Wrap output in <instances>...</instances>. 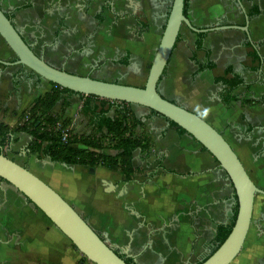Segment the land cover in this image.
<instances>
[{
	"label": "crops",
	"instance_id": "obj_1",
	"mask_svg": "<svg viewBox=\"0 0 264 264\" xmlns=\"http://www.w3.org/2000/svg\"><path fill=\"white\" fill-rule=\"evenodd\" d=\"M173 1L0 0V8L31 50L50 66L142 88L139 78L144 82L142 77L151 67ZM253 6L259 14L251 18ZM246 16L248 34L238 30L207 33L204 46L215 69L198 74V67L207 63L206 55L196 52V34L183 26L159 93L194 114L197 104L211 109L203 120L223 135L252 182L264 191V104H242L264 98V0H189L187 10L188 19L199 30L245 27ZM138 23L148 28L141 36ZM127 55V66L116 64ZM16 63L0 37V123L9 126L52 90L51 84ZM106 69L120 73V78H108ZM227 69L249 86L236 92L238 102L230 107L221 102L225 87L215 83ZM67 99L70 107L64 118L71 120L74 133L79 132L73 129L78 121L82 134L87 133L88 120L79 115L81 98L70 95ZM61 109L59 103L54 112L59 114ZM131 110L143 122L152 150L146 159L139 151L134 154V167L142 173L130 182L104 168L92 172L29 155L32 138L24 133L9 139L4 155L56 191L125 260L201 264L215 251L219 227L233 221L238 207L233 184L188 134H180L148 109L131 106ZM0 264L92 263L30 201L0 180ZM232 264H264V195L255 198L251 229Z\"/></svg>",
	"mask_w": 264,
	"mask_h": 264
},
{
	"label": "water",
	"instance_id": "obj_2",
	"mask_svg": "<svg viewBox=\"0 0 264 264\" xmlns=\"http://www.w3.org/2000/svg\"><path fill=\"white\" fill-rule=\"evenodd\" d=\"M246 20L245 27L229 26L199 30L192 25L185 14V0H174L146 84L140 88L100 81L88 76L81 77L50 66L31 50L12 21L0 8V37L14 53L17 65L27 68L49 84L73 93L110 102L126 103L155 112L183 129L218 162L235 189L238 214L226 241L202 264H232L235 261L251 229L255 198L257 195H264V191L252 182L223 135L204 120L197 118L196 114L163 98L159 93V84L183 26L194 34L221 30H238L248 34L247 16ZM0 180L16 189L41 211L92 264H127L56 191L4 154H0Z\"/></svg>",
	"mask_w": 264,
	"mask_h": 264
},
{
	"label": "trees",
	"instance_id": "obj_3",
	"mask_svg": "<svg viewBox=\"0 0 264 264\" xmlns=\"http://www.w3.org/2000/svg\"><path fill=\"white\" fill-rule=\"evenodd\" d=\"M246 1L253 3L256 0ZM188 6L189 0H185V14H187ZM258 14V8L253 6L249 16L252 18ZM147 31L146 25L138 23V36ZM206 36L207 33L196 34V52L204 53L207 60L205 66L198 67L197 74L215 69V64L211 61V54L204 46ZM247 46L251 47L252 44L248 42ZM254 57L258 58L256 52H254ZM116 62V64L127 66L129 55ZM215 83L225 87L220 98L226 107L238 102L236 92L239 89L243 87L246 90L249 89V86H246L241 78L233 77L230 69L225 71L223 77L217 78ZM51 86L52 90L38 98L19 117L14 126L0 123V154H4L8 141L13 135L24 133L32 138L29 145V155H37L39 159H50L52 163L70 167H83L92 172L98 168H104L110 172L123 175L126 182L132 181L135 175L142 173L140 169L134 167V154L139 151L142 156H145V159L148 158L152 150V142L143 129V122L133 114L131 105L95 97H85L53 84ZM70 95L79 96L82 100L79 115L88 120L87 133H74L71 129V120L64 118L67 109L70 107L67 99V96ZM59 103H62V109L59 114H56L54 109ZM242 104H264V98L257 101H243ZM1 109L0 106V111ZM152 113L156 114L155 112ZM169 123L171 128L180 134H187L176 124ZM65 130H69L67 138L63 136ZM138 131L141 133L137 134ZM237 214L238 207L232 223L229 226L219 227L214 241V252L230 235ZM100 238L104 241L102 237ZM73 248H75L74 245ZM121 258L125 260L123 257ZM125 262L134 264L131 260H125Z\"/></svg>",
	"mask_w": 264,
	"mask_h": 264
},
{
	"label": "rangeland",
	"instance_id": "obj_4",
	"mask_svg": "<svg viewBox=\"0 0 264 264\" xmlns=\"http://www.w3.org/2000/svg\"><path fill=\"white\" fill-rule=\"evenodd\" d=\"M150 70V69H149ZM149 70H148V73H149ZM105 72L107 73V75H108V78H110V79H112V78H120V73H116V72H114V71H111V70H105ZM148 73H146L143 77H142V80H144V82L143 81H141L140 80V78L139 77H137V78H139V83L141 84V87L143 88L144 86H145V84H146V80H147V77H148ZM144 78V79H143ZM121 81L122 82H127V79L126 78H122L121 79ZM129 82H133V80H129ZM73 120H74V118H73ZM77 123V124H76ZM73 129L74 130H76V131H79L78 133H80V134H82L83 133V131H84V128L81 126V124H80V122L78 121V122H75V125H74V127H73Z\"/></svg>",
	"mask_w": 264,
	"mask_h": 264
},
{
	"label": "clouds",
	"instance_id": "obj_5",
	"mask_svg": "<svg viewBox=\"0 0 264 264\" xmlns=\"http://www.w3.org/2000/svg\"><path fill=\"white\" fill-rule=\"evenodd\" d=\"M194 111H195V113L197 115V118L203 120V119H207L208 118L211 109H209V108H202L199 104H197L194 107Z\"/></svg>",
	"mask_w": 264,
	"mask_h": 264
},
{
	"label": "built area",
	"instance_id": "obj_6",
	"mask_svg": "<svg viewBox=\"0 0 264 264\" xmlns=\"http://www.w3.org/2000/svg\"><path fill=\"white\" fill-rule=\"evenodd\" d=\"M68 134H69V130H65V131L63 132V136H64V138H67V137H68Z\"/></svg>",
	"mask_w": 264,
	"mask_h": 264
}]
</instances>
